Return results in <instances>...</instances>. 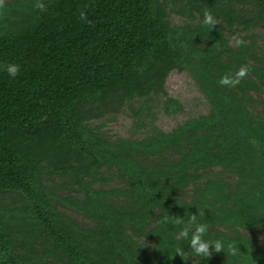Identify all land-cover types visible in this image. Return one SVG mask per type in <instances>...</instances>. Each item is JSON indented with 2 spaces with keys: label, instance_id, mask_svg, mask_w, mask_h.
<instances>
[{
  "label": "trees",
  "instance_id": "trees-1",
  "mask_svg": "<svg viewBox=\"0 0 264 264\" xmlns=\"http://www.w3.org/2000/svg\"><path fill=\"white\" fill-rule=\"evenodd\" d=\"M258 32L264 0L0 1V264H264ZM173 72L210 112L164 132L144 115L154 97L184 112L166 90ZM125 109L144 137L94 125ZM165 215H196L235 254L200 260Z\"/></svg>",
  "mask_w": 264,
  "mask_h": 264
},
{
  "label": "rangeland",
  "instance_id": "rangeland-1",
  "mask_svg": "<svg viewBox=\"0 0 264 264\" xmlns=\"http://www.w3.org/2000/svg\"><path fill=\"white\" fill-rule=\"evenodd\" d=\"M184 21L183 18H180L176 14H171V22L173 24L182 25ZM258 34H260V40H264V33L258 32ZM166 90L172 98L178 100L183 105L184 112L182 114L168 116L164 112L163 98L154 97L147 104L148 110L145 111L144 124L146 126L154 123L162 131L171 132L178 125L190 119L207 115L210 112L209 103L188 75L179 72L171 73L166 81ZM141 106L142 103L135 104L137 108H141ZM262 113L264 114V112ZM94 125L99 127L101 132L111 140L139 139L145 135V130L142 128L143 123L139 122L129 109L123 110L122 113L116 116H107L105 119L94 122ZM106 178H111V175H107ZM106 185L109 184L106 183ZM68 214L81 225L89 224L87 220L72 211H68Z\"/></svg>",
  "mask_w": 264,
  "mask_h": 264
},
{
  "label": "clouds",
  "instance_id": "clouds-1",
  "mask_svg": "<svg viewBox=\"0 0 264 264\" xmlns=\"http://www.w3.org/2000/svg\"><path fill=\"white\" fill-rule=\"evenodd\" d=\"M204 24L212 25L214 24V20L210 12L206 11L204 13ZM237 43H240L237 41ZM19 71V67L16 65H9L7 68V72L10 76L15 77ZM247 72V69L241 68V70L236 74L237 77H243ZM230 79L229 77H224L221 80V83L224 85H234L239 82V79ZM160 225L166 226L169 223L179 227V230L175 233V238L177 240H182L187 242L188 248L191 249L192 254L195 257H199L200 260L207 258L211 255L210 248L213 251L219 252L223 251L225 247H228L233 254H235V248L231 245H225V242L221 238L210 239L208 238V228L209 225L207 223H198L196 219V215H189L187 221L184 218L179 216H163L160 221ZM184 251L183 248L178 249L176 254L181 255V252Z\"/></svg>",
  "mask_w": 264,
  "mask_h": 264
}]
</instances>
